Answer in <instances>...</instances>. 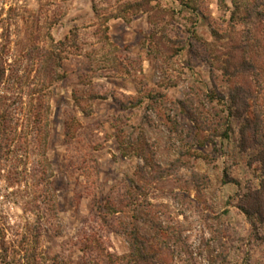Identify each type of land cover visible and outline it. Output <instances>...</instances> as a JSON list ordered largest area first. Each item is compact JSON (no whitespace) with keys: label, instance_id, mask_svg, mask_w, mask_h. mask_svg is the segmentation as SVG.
Instances as JSON below:
<instances>
[{"label":"rangeland","instance_id":"obj_1","mask_svg":"<svg viewBox=\"0 0 264 264\" xmlns=\"http://www.w3.org/2000/svg\"><path fill=\"white\" fill-rule=\"evenodd\" d=\"M140 1L0 0V258L7 264H126L120 227L131 226L132 214L159 253L154 264H264V222L239 209L242 194L260 187L263 165L240 120L222 136L229 110L208 97L219 92L227 102L240 85L264 122V19L248 14L256 0L131 8ZM45 51L61 56L63 76L43 88ZM178 100L190 101L195 115L178 116L176 133L168 117ZM41 104L49 107L44 156L41 135H32ZM119 137L145 140L161 176L141 172L144 161L133 152L122 156ZM36 168L47 169L56 216L32 191L41 181ZM37 185L41 194L46 183ZM127 192L137 193L138 211L107 216L109 224L94 215V197L106 195L118 209Z\"/></svg>","mask_w":264,"mask_h":264},{"label":"trees","instance_id":"obj_2","mask_svg":"<svg viewBox=\"0 0 264 264\" xmlns=\"http://www.w3.org/2000/svg\"><path fill=\"white\" fill-rule=\"evenodd\" d=\"M151 0H142L134 5H130L131 8L134 7L138 10L140 8H143L144 10L148 11L149 9H152L153 6L150 5ZM264 0H256L253 1L252 7L250 8V12L248 13L249 15L252 14V16L256 17V19L261 20L264 19V9H261V5H264ZM236 10L239 9V5L236 3L235 5ZM235 10V11H236ZM235 11L233 12V15H235ZM238 11H236L237 13ZM244 48H247V43L243 44ZM39 57L41 59L40 62V69L38 71V74H41L44 78L48 80V82H43V88L50 87L51 83L54 81H57L58 79L62 78V74L60 73V67H61V56L56 53H51V52H43L39 54ZM245 61L242 62V64L246 65L247 68H251L252 72L255 70V65L251 63V61ZM1 72V71H0ZM257 76V74H254ZM45 81V80H44ZM160 97V98H159ZM208 97L210 102L217 100L218 102H223L227 106V109L229 110V115L221 118V126H224V130L222 132V136L225 138L228 137V131L232 129V122L233 120H240L243 127L241 129V132L246 138L249 137V135L245 134L246 131L249 129L251 132H249L250 139H251V144H253L254 148L257 149L256 151V156L257 160L262 163L263 168H264V122L261 119V114L260 111H257V109L252 108L251 110V104L249 102V99L251 97L249 91H246L245 88H243L240 85H235L234 87L230 88V91L228 93V101L225 102V95L222 93H214L213 91L208 92ZM94 98V97H93ZM151 98L157 103L158 100L163 99L161 95L158 97L151 95ZM253 98V96H252ZM75 99L77 100V96H75ZM254 101V99H253ZM134 102V101H133ZM255 102V101H254ZM141 103V100L138 99L134 104L138 105ZM119 104L122 108H125L129 104L133 103H127L124 104L121 101H119ZM255 106L252 104V107ZM35 108V107H34ZM39 108V109H38ZM44 110L43 113H40V109ZM176 110V116L175 117H168L170 123L172 124V128H174V131L176 133H179L180 131V122L178 119V116L181 114L185 113H191L195 115V111L192 108L191 102L190 101H185V100H178L177 105L175 106ZM48 112H49V107L47 105H39L37 108L33 110L34 113V125L32 127V135L34 140L36 141L38 139V136L41 135V142L39 146H41L42 152L41 154L44 156V147L47 142V129L49 127V121H48ZM179 112V113H178ZM43 116V123L42 126L40 127V117ZM231 116V119L230 117ZM70 127V126H68ZM66 134L69 136V132L67 131ZM121 134V132H120ZM40 138V136H39ZM122 140L121 144V150H122V156H126L130 153L133 152L134 156L140 157L143 161L144 164L140 166V171L144 172L145 168H151L153 170L152 172V178H155V176L158 178L161 176L162 172L158 171V164H154L152 162V153L150 151V148L148 147V143L145 140H140L136 141V143H132L129 138L125 137H119ZM131 150V151H130ZM181 155L186 154L185 151L180 152ZM155 166L157 169H155ZM47 169H41L37 170V174L40 173V179L41 181H38L37 184H41L43 182L46 183L45 189L42 191V193L37 194L36 185H33L32 191L35 193V197L40 198V195H43L45 197V203L47 204V210L52 216L55 215V200H54V193L52 192V184L49 181V175H47L46 172ZM35 176V175H33ZM198 181L201 184H206L208 179L205 177H198ZM224 182H226L224 180ZM128 187H131L129 185ZM134 189L137 190L139 186L137 184L133 185ZM46 192V193H45ZM48 193V194H47ZM136 194L130 193V197L128 196V204L125 203V199L122 202L123 207H119L118 209H115L113 204H111V200L108 196H102V199L100 200L99 197H94V202H95V209H94V215L98 216L103 222H106L109 224V221L107 220V216H112L113 217L118 213V214H123L128 212L130 214L131 212L138 211L139 205L137 203H132V201H135ZM243 197V202L239 206V209L242 211L243 214H245L250 220L254 219V222L257 223H262L264 222V178L260 181V187L257 190H254L252 188H248V191L242 194ZM100 200V201H99ZM120 202V203H121ZM134 204V205H133ZM132 206V208H131ZM130 207V209L128 208ZM126 208V209H125ZM131 218V226L129 224H124L122 223V228L124 233L127 234L128 236V242H129V253L128 255L125 256L126 259V264H154V262L157 260L159 253L158 251L154 248L152 245V242L149 238L145 237L141 231L140 228L138 227L137 223H133L135 221H138L137 215L132 214L130 216ZM111 226V225H110ZM120 228H115V232H119ZM88 248V247H86ZM86 248L83 249V252L86 253L88 250ZM89 249V248H88ZM0 258V264H7L6 263V258L5 256H1ZM224 260V257L221 258ZM115 264V260H111L110 263Z\"/></svg>","mask_w":264,"mask_h":264}]
</instances>
